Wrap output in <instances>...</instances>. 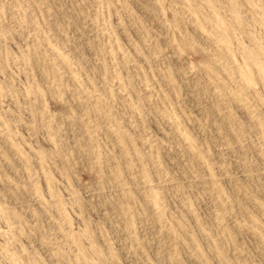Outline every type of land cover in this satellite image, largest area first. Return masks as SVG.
I'll use <instances>...</instances> for the list:
<instances>
[{
  "label": "rangeland",
  "instance_id": "1",
  "mask_svg": "<svg viewBox=\"0 0 264 264\" xmlns=\"http://www.w3.org/2000/svg\"><path fill=\"white\" fill-rule=\"evenodd\" d=\"M0 264H264V0H0Z\"/></svg>",
  "mask_w": 264,
  "mask_h": 264
},
{
  "label": "bare ground",
  "instance_id": "2",
  "mask_svg": "<svg viewBox=\"0 0 264 264\" xmlns=\"http://www.w3.org/2000/svg\"><path fill=\"white\" fill-rule=\"evenodd\" d=\"M260 57H261V54H259V57H256L255 60H256V61H259V60L261 59ZM246 77H248V76H246Z\"/></svg>",
  "mask_w": 264,
  "mask_h": 264
}]
</instances>
